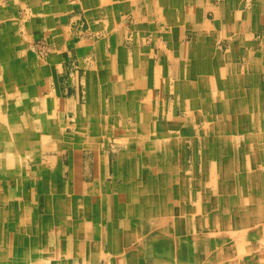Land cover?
<instances>
[{
	"label": "crops",
	"instance_id": "1",
	"mask_svg": "<svg viewBox=\"0 0 264 264\" xmlns=\"http://www.w3.org/2000/svg\"><path fill=\"white\" fill-rule=\"evenodd\" d=\"M81 14L88 21L91 37L81 41L75 37L68 40L65 36H69L70 22L77 21ZM54 28L59 30L57 38L62 54L55 58L50 71L41 75L29 62L26 64L28 37L33 38L38 31ZM258 34L260 40H255ZM128 39L131 41L127 42ZM68 44H83V48H79L81 54L89 52L93 56L88 63L85 81L89 84L90 113L98 115V119L107 118L105 115L110 104L105 102V85L114 80L110 75L112 69L117 71L120 68L115 83L122 85L121 78L128 74L123 84L137 86L127 91L126 99L132 104L129 107L142 109L141 113H132L134 117L129 118L136 119L135 123H141L144 116L154 121L162 102L160 90L156 88L161 83L163 69L171 72L167 67L172 60L182 62L183 74L199 75L200 79L205 76L214 81L207 83L204 78L202 82L206 85H200L198 76L189 80L188 89L194 95L183 84L177 85L178 92L189 97L186 109L192 112L198 108L203 113L209 105L195 98L199 88L209 87L213 93L217 88L215 96L218 94L219 102H226L225 94L227 99L230 94L241 99H244L241 94L250 97L252 91L246 88L247 84L254 85L255 89L261 82L264 87V68L261 73L260 66L253 63L257 59L264 61V47L262 52L257 47L264 44V0H0V62H5L4 66L0 65V174L6 177L0 182V264H19L27 258L28 264H41L46 260L49 261L42 264H77L81 261L83 264H97L96 261L106 256L116 259L122 250L129 248L122 259L124 264H193L188 260L199 261L198 258L202 257L206 264H217L218 261L221 264H230L231 261L241 264L236 258V250L228 248L226 243L233 242L234 234L237 235L236 232L229 233L228 229L243 228L240 222L244 218L236 212V205L249 204V214L245 217L250 221L256 217V210H264V200L258 199L264 195L261 181L264 165H257L258 149L254 144L250 145L249 154H245L244 149L227 150L245 155L242 160L248 164L246 170L242 171L238 164L234 169L227 160L220 169L214 166L213 179L206 177L208 184L214 183L213 190L202 179L194 180L191 185L187 159L186 165L183 162L185 167L180 165L179 152L181 139L186 138L190 129L186 131L171 121V124L157 127L155 138L161 135L163 138L150 145L151 150L137 147L132 151L133 155L118 162L114 176L121 178L122 182L116 197L112 195L111 182L107 181L108 172L103 167L105 158L102 157L96 160L98 164L92 181L59 179L55 183L43 179L40 198L28 202V196L32 194L28 183H32V179L29 181L32 176L28 159L24 162L23 157L28 156V149L32 155L31 145L46 142L51 131L52 118L56 116H49L54 115L51 109L44 116L52 104L48 98L43 99L46 91L60 97L59 77ZM244 44L252 46L246 51L245 46L242 47ZM115 46H121L122 51H117ZM156 46L161 47L158 52ZM17 61L21 63L17 64ZM124 70L126 72L121 77ZM194 71L201 74H193ZM258 71L261 74L258 75ZM11 92H17L13 104L10 99L5 100ZM150 96L153 98L146 100ZM216 100L218 102V98ZM19 101L21 104L15 103ZM218 105L221 104L212 106L220 109ZM18 106L24 113L16 114ZM115 107L122 109L124 105ZM229 107V119L238 123L244 120V107ZM28 112L33 115L31 121ZM200 118L203 119V114L197 119V124L201 125ZM36 122L49 131L38 130ZM219 125L226 126L227 120L223 119ZM253 139L248 138L250 142ZM161 150L165 151L163 158L158 153ZM259 151L264 156V150ZM146 155L154 157L157 163L150 164L145 159L132 162V158L137 160ZM19 156L22 158L17 163L15 158ZM208 169L209 166H205V170ZM248 175L253 180H249ZM7 185L11 186L10 192L6 190ZM178 188L185 192L190 190V193L177 196ZM245 189L248 190L247 202L241 199ZM240 192L242 196L238 195ZM234 194L238 196L237 200ZM207 203H214L217 207L212 208ZM229 205L233 206L234 213H226V207L231 210ZM252 228H244L246 235L252 234L247 243L252 249L249 253L251 260H247L257 264L258 255L255 254L260 250L263 252L260 248L264 245V229ZM210 240L223 244L215 256L204 246V241ZM195 243L201 255L187 256L190 253L188 247ZM178 245L183 246L180 258L177 257ZM221 250L233 254L232 257L222 260ZM20 252L25 257L18 254Z\"/></svg>",
	"mask_w": 264,
	"mask_h": 264
},
{
	"label": "rangeland",
	"instance_id": "2",
	"mask_svg": "<svg viewBox=\"0 0 264 264\" xmlns=\"http://www.w3.org/2000/svg\"><path fill=\"white\" fill-rule=\"evenodd\" d=\"M22 13V12H21ZM30 15V12H28V16ZM116 31V30H115ZM114 31V32H115ZM118 32V31H117ZM59 30L57 28H54L53 30H44L43 32L38 31L36 35L33 36V38L30 36L28 37V50H27V63L29 62L30 66H33V68L38 72L39 74L43 75L46 72L50 71L51 65L55 61V58L61 55L62 53L59 52L61 48V44H59L58 36ZM2 34V33H1ZM3 35V34H2ZM68 40L72 37H75V40L81 41L88 37H91V31L89 29L88 21L84 18V15L81 14L80 18L75 21L70 22L69 25V36H65ZM99 38V36H97ZM259 34L255 37V40H260ZM119 41V40H118ZM131 41L130 39L127 40V42ZM83 42V41H82ZM245 43H247L245 41ZM64 45V43H63ZM130 46L129 44H127ZM221 45H218V48H221ZM82 45H69L66 47L67 56L65 58V61L63 62V71L61 73V76L59 77V85L61 94L60 97L55 96L54 94H49V91L45 92V95L49 94L48 97L44 96L45 100L48 98V101H51V104L48 108V110L45 111L44 116H46L50 109L54 113V115L49 116H56L54 119V122L51 123L50 126L51 131L48 129H43L40 126V122H36V128L40 130L41 132H44L47 130L49 131L48 137L46 138V142H43L42 144L36 146H32V155L29 152L28 149V162H29V169L31 171L32 183H28V190L32 194L31 196H28V202L31 201L34 202L33 199L40 198V195L43 191V185L41 184V181L43 179L50 180L51 182H59V179H65V181H72L73 180H84L86 183L90 182L94 179V171H95V165L98 163L96 162L97 159H101L102 157L105 158L103 167L105 168V171L108 172L107 181H110L113 186V192L112 195L115 196L116 193L119 192V185L122 182V179L115 178L114 171L117 167V164L119 161H122L124 158L128 157V155H133V150L139 148H145V150H151L150 145H154L157 143V141H161L162 135L159 138H155V132L157 131V127L161 126V124L168 123L172 124L178 123L180 127L184 128V130L189 131L188 135H186V138L181 139L180 149L179 152L181 153V163L180 165H183L185 167L186 160L187 159V166L188 170H190V173L188 175L190 178V184L192 185L194 183V180L201 181L205 180L204 183L208 188L213 190L214 183L208 184L206 181V177L210 179L209 176L214 178L213 170L214 166H219V169L222 168L224 161H231V164L233 165L235 169V165L241 166V170L244 171L248 167V164L243 163V160L245 155H241V153L234 154L231 151H227L229 149H237L239 150H246L244 152L245 154H249L248 150L251 144H254L256 147H259L258 149V155L255 157L256 161L258 162L257 165L261 166L264 165V156L261 154L260 148L263 147L264 143V87L261 82L257 83V87L254 89V85H248L246 88H251V96L248 97L249 94H241L244 96V99L236 97L235 94H230V99H227L226 96V102H219L220 97L215 96L214 93L218 92V89L216 88V92H210V88L206 87L203 89L199 88V91H197V94L195 96L199 98V100L203 101L204 104H208L209 107L204 110V112L198 111V108L192 109V112L186 109L185 105L188 106V95H185L184 92H178L177 85L183 84L189 93L191 95H194L188 87L190 84V81L194 80L195 76H198V82L200 81V85H206L202 80L205 78L206 82H214L208 79V77H202L200 79L199 75H188L186 73L183 74L181 72L182 62L177 60H172L170 62V66L167 68L171 69V72L169 70L163 69L162 75H161V83L157 91L160 90L161 95V108L159 111V114H157V117L152 121L149 120V117L144 116L145 119L141 120V123H135L136 119L129 118V116H132L138 112H142V109L140 108H132L129 105H132L130 102L127 101L128 96V89L129 88H135L137 86H132L131 84L124 85L123 82L126 80L127 77H125L128 74L124 73L126 70L121 72V81L122 85H118L115 83V78H118L119 72L118 70L120 68H117V71L113 68L110 75L111 78H114V80H110V82L105 85V102H108L110 104V109L106 113L105 117L106 119L100 118L98 119V115L94 113H90V97L88 94L89 90V84L88 81H85V77L87 76L88 71V63L92 59V54L89 52L87 54H81L79 48H83ZM86 46V45H85ZM126 46V45H125ZM245 46V47H244ZM252 46V45H250ZM249 45H242L244 47V50L248 51V48H250ZM131 47V46H130ZM223 47L226 49L227 47L223 44ZM259 51H263L264 44H260L257 46ZM88 48V46H87ZM116 50L119 51L121 49V46H115ZM160 46H156V51L158 52ZM254 48V47H253ZM256 48V47H255ZM257 49V50H258ZM122 51V50H120ZM256 58V57H255ZM257 59V58H256ZM23 62V61H22ZM21 63V62H16ZM15 63V64H16ZM242 63H246L245 61H242ZM253 63L258 64V67L260 66L261 73L262 69L264 68V61L255 60ZM0 65L4 66L5 62L1 61ZM16 69V68H14ZM126 69V67H125ZM258 71V75L261 74ZM199 73L198 71H194L193 74ZM201 74V73H199ZM130 79V78H129ZM190 80V81H189ZM209 80V81H208ZM245 81L250 80L251 78H244ZM61 83V84H60ZM128 83V80H127ZM203 83V84H202ZM120 87V88H118ZM244 89L243 84L240 86ZM253 87V89H252ZM118 89L120 90V93L118 92ZM208 90V91H207ZM16 91V90H15ZM20 90H17L19 92ZM122 91V92H121ZM205 91V93L203 92ZM17 92H11L5 100L14 99L16 97L15 93ZM203 94H202V93ZM132 93V92H131ZM184 93V94H182ZM3 95V94H2ZM157 95V94H156ZM6 96V95H3ZM2 96V98H3ZM240 96V97H242ZM218 98V102L216 98ZM153 97L150 96V100ZM224 98V97H221ZM1 99V98H0ZM254 99V100H253ZM95 102H99L97 100L92 99ZM2 101V99H1ZM26 101V100H25ZM256 101V102H255ZM14 101H12L13 104ZM24 102V101H23ZM255 102V103H254ZM21 104V102H15ZM254 103V104H253ZM122 104L124 107L122 109L116 108V105ZM221 107L220 109H214V106ZM229 105H233V107H244L246 111L242 112L241 114L244 116V120H242L240 123L234 121L233 119H229L228 111L230 108ZM256 105L255 108L253 106ZM228 106V107H227ZM252 106V108H250ZM260 106V107H259ZM46 108V107H45ZM232 110V109H230ZM95 112V110H93ZM224 111V112H223ZM23 109H20L19 106L16 109V114L20 115L22 114ZM191 112V113H190ZM24 113V112H23ZM130 113V114H128ZM199 114V115H198ZM203 114V122L200 118L201 125L197 124L198 116H202ZM222 114V116H221ZM29 120L33 118V115H31L30 112H28ZM175 116V117H174ZM253 116L255 118H253ZM134 117V116H132ZM136 117V116H135ZM221 117V118H220ZM129 118V119H127ZM174 118V119H173ZM242 118V119H243ZM127 119V120H126ZM223 119L227 120L226 126L219 125V122ZM107 120V121H106ZM121 120V121H120ZM152 121V122H149ZM253 121L256 123L254 124ZM149 122V123H148ZM232 123V124H230ZM253 123V124H252ZM204 126V127H203ZM225 127L227 129H225ZM203 128V130H202ZM212 129V131H211ZM216 131V132H214ZM252 137L255 138L253 141H249L248 138ZM153 138L156 142L151 140L150 138ZM146 139H150V141H146ZM254 142V143H253ZM127 143H129V149L127 147ZM160 143V142H158ZM149 145V146H148ZM160 145V144H159ZM182 145V146H181ZM36 146V147H35ZM160 147V146H159ZM35 150L37 152V155H35ZM254 152V151H253ZM99 154V156L95 157V155ZM161 158H163L162 155L165 154V151L161 150L158 151ZM254 154V153H253ZM252 154V155H253ZM142 157V156H141ZM135 159L133 161H137V163L142 159H145L150 164H156L157 162H154V157L152 156H144L142 158ZM204 160H207L206 162ZM185 162V165L184 163ZM247 162V161H246ZM208 164V165H206ZM205 166H209L210 169L205 170ZM243 166H245L243 168ZM120 168H123L121 164H119ZM232 167V168H233ZM90 168L89 171H87ZM186 169V168H185ZM233 169V170H234ZM261 169V168H260ZM0 170H2V166H0ZM91 170V171H90ZM187 170V171H188ZM211 170V171H209ZM221 171V170H219ZM59 174V176H58ZM241 174V173H240ZM239 173L237 175H240ZM217 175V174H216ZM147 176V175H146ZM219 176V175H217ZM64 177V178H63ZM221 177V176H219ZM5 175L0 174V182L2 183L5 179ZM118 180V181H117ZM149 180L151 178L149 177ZM211 180V179H210ZM213 181V180H212ZM116 183V186H115ZM60 184V183H59ZM6 185V184H5ZM244 186V184H243ZM11 188L10 185H7L8 192ZM177 191V196L182 194H189L190 190H187L185 192L184 189H180ZM208 191L209 193L211 191ZM193 193L194 190H192ZM242 191V189H241ZM243 192V191H242ZM239 196L241 195V192L238 193ZM248 190L245 189L243 196L247 197ZM116 197V196H115ZM194 204H197L196 201L193 202ZM206 205L211 206L212 208H216L217 205L213 203H207ZM205 205V206H206ZM9 207V205L7 204ZM190 206V205H189ZM230 211L226 207V213H234L233 206L229 205ZM249 207V204H244V206L236 205L235 209L236 212L240 214H243L246 208ZM224 212V211H223ZM225 213V212H224ZM217 225L216 227H218ZM244 228H235L233 231L232 229H228L230 232H236L237 235L235 240L234 238H230L232 241H228L226 243V246L228 248H232L236 250V258H238V262L241 264H251L249 263L247 259H249V253L252 249H249L248 247V240H250L251 235H246L244 233ZM193 229V228H192ZM192 229H189V231H192ZM196 231V228L193 229ZM209 230V229H208ZM241 237H240V236ZM240 238V239H239ZM181 244V243H180ZM195 243L193 246L192 244L188 247L189 254L187 256H191L193 253L196 255H199V247ZM263 244V243H262ZM178 252L177 257L180 258L181 256V249L182 245H178ZM204 246L206 248H209L210 251L214 253V256L218 250L221 249L223 244H215L213 240L204 241ZM122 250L121 253L117 256L116 259H110L108 256L103 257L101 260L96 261L97 264H103L105 260H107L110 264H124L122 259L128 254V250ZM262 250L257 252L258 255L256 259L257 264L264 263V245ZM255 251V249H253ZM201 255V254H200ZM174 256V254H173ZM192 257V256H191ZM262 257V259H261ZM198 258V256H196ZM199 261H196L193 259L188 260L189 262H192L193 264H206L205 260L202 258ZM251 260V259H249ZM49 261V260H46ZM46 261L42 263H46ZM216 261V259H215ZM231 261V260H230ZM41 263V264H42ZM80 264H83L84 262H79ZM77 263V264H79ZM66 264V263H65ZM69 264H73L72 262ZM76 264V263H74ZM217 264H221L220 261L217 262ZM230 264H236L234 261H231Z\"/></svg>",
	"mask_w": 264,
	"mask_h": 264
},
{
	"label": "bare ground",
	"instance_id": "3",
	"mask_svg": "<svg viewBox=\"0 0 264 264\" xmlns=\"http://www.w3.org/2000/svg\"><path fill=\"white\" fill-rule=\"evenodd\" d=\"M262 145H263V147L260 148V149H261V150H264V143H263ZM256 148L259 149V147H256ZM21 158H22L21 156L15 158L16 161H17V163L21 161ZM27 159H28V156H24V157H23V161H24V162H26ZM21 166H22V165H19V167H21ZM22 168H24V166H22ZM241 177L243 178V175H241ZM248 178H249V180H253V178H252L251 175H248ZM257 178H258V177H257ZM261 181H262L263 184H264V177L262 178ZM233 196L235 197V200L238 199V196H236V194H234ZM244 197H245V196H243V198H241V199H243L244 202H247V201L249 200V197H245V198H244ZM253 198H254V199H257V196H255V197L253 196ZM258 199H262V200H264V195H263L262 197H259ZM261 209H262V208H261ZM261 209H258V210L255 211L254 215H256V217L254 216L253 219L251 218V221H250V220H248L247 217H245V216H247V214H249V209L246 208V210L244 211V213L241 215L242 218H244V219L241 220L242 222H240L241 225H242L243 227H246L247 230L249 229V226H253L252 229H255V230H258V229H264V210H261ZM245 218H246V219H245ZM238 222H239V221H238ZM236 225H237V224H236ZM254 226H255L256 228H254ZM250 231H253V230H250ZM262 232H264V231L262 230ZM222 233H227V232L223 231ZM229 233H232V232H229ZM227 235H228V234H227ZM234 235H236V234H234ZM239 236H240V235H239ZM240 237H241V236H240ZM239 239H240V238H239ZM21 253H23V252H20V253H18V254L22 255V257H25L24 254H21ZM220 253H221V256H222V257H220V258H222V260H224V259L228 260L227 257H232V255H233V254L228 253V252H226V251H224V252L222 253V250H221V252H219V254H220ZM27 256H28V254H26V257H27ZM232 260H233V259H232ZM13 264H17V262H15V263H13ZM19 264H28V258H27L26 261H24V262L20 261ZM103 264H110V263H109L107 260H105V262H103Z\"/></svg>",
	"mask_w": 264,
	"mask_h": 264
}]
</instances>
